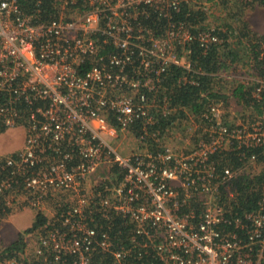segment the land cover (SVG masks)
I'll list each match as a JSON object with an SVG mask.
<instances>
[{
    "label": "built area",
    "instance_id": "built-area-1",
    "mask_svg": "<svg viewBox=\"0 0 264 264\" xmlns=\"http://www.w3.org/2000/svg\"><path fill=\"white\" fill-rule=\"evenodd\" d=\"M77 1L58 0L61 17L40 20L43 0L34 1V13L21 0H0V123L25 128L22 148L0 154L2 166L12 168L0 192L8 191L7 205L17 208L23 185V201L36 212L46 211L51 195H67L54 227L36 239L39 264H67V255L73 264H89L96 246L113 253L107 264H128L130 249L115 248L108 231L98 234L90 225L94 212L127 218L133 244L152 247L156 264H264V196L256 209L231 216L220 187L233 196L228 186L235 173L227 168L220 176L209 164L210 153L233 144L264 149V121L228 123L214 102L200 119L189 117L186 130L198 138L185 140L181 150L149 134L163 73L171 66L191 71L194 41L205 50L219 42L215 26L196 34L185 21H172L190 0H81L88 8L66 17V6ZM215 3L216 16L223 9ZM201 4L209 14V1ZM150 9L170 20L162 35L150 23ZM259 60L257 71L247 63L252 69L241 82L262 102L264 42ZM160 100L165 113L166 99ZM147 135L162 149L151 151ZM128 136L139 150L122 155L112 142ZM0 264L24 261L9 257Z\"/></svg>",
    "mask_w": 264,
    "mask_h": 264
},
{
    "label": "trees",
    "instance_id": "trees-1",
    "mask_svg": "<svg viewBox=\"0 0 264 264\" xmlns=\"http://www.w3.org/2000/svg\"><path fill=\"white\" fill-rule=\"evenodd\" d=\"M35 0H21L22 6L27 12L34 13L37 11ZM209 1L211 6L216 5L215 0H190V2H182L181 11L172 13V21L182 20L192 29L193 32L199 34L203 30H211L212 23H208V10L201 3ZM223 9L220 15H216L214 21V34L219 36V42L210 43L205 50L197 38L192 45L190 55L192 61V70L189 71L180 66H171L167 72L163 73L162 86L157 90V103L159 107L154 108L156 120L154 125H149V134L157 132L158 136L164 138L174 126H186L190 116L200 119L201 112L208 103H214L222 98H233L244 108L243 118L245 120L262 119L264 121V101L260 102L253 96V86L245 85L241 81H237L230 87V95L220 92L219 86L223 84V74L229 71L237 63L254 62L256 71L260 67V47L264 42V34L253 31L248 22L243 17L247 8L252 7L256 3L264 6V0L253 2H229L228 0H219ZM84 1L69 3L65 8V16L71 17L81 12V8L85 9ZM212 8V7H211ZM210 8V9H211ZM209 9V10H210ZM60 3L58 0H43L40 10V20H50L52 18H60ZM155 32L159 35L163 33L165 28L170 24L167 16H159L154 9L149 10ZM216 23V24H215ZM260 62V63H259ZM260 73H263L261 70ZM239 82V83H238ZM165 98L167 104L166 112H161L162 101ZM164 101V100H163ZM6 127L0 123V132ZM140 125L136 126L134 135L140 136ZM196 134H198L196 132ZM194 142L198 137L191 135ZM148 144L151 151H158L160 144L156 143L151 137L148 138ZM255 155L254 162L251 161L252 155ZM209 164L215 167V173L223 175L225 169H231L235 173V177L229 182V188L233 191V196L226 194V186L221 185L222 195L220 203L224 204L230 210L231 216L242 215L245 211L257 208L259 200L264 196V149L262 147L253 150H244L237 148V144L222 148L209 154ZM116 169V167L114 168ZM10 167H3L0 162V183L11 176ZM20 179V178H19ZM22 182V179H20ZM20 192H26L23 185L19 186ZM8 191L0 192V226L2 222L16 209L23 208L28 203L22 202L17 208L9 207L6 203ZM62 195V196H61ZM53 201L56 202L57 215L60 216V209L66 206V194L51 195ZM198 210L199 204L194 205ZM60 210V211H59ZM186 210V209H185ZM55 220V218H54ZM53 218L48 219L44 212H36L32 225L19 233L17 238L10 244L4 245L0 243V262L9 257H17L24 261V264H39L41 258L34 254V250L30 248L32 240L37 239L40 234L54 227ZM90 225L96 228L98 234L108 231L115 244V248L125 246L130 249L127 255L128 264H153L158 263L159 258L155 255L152 247L144 248L141 245H134L132 242V234L134 227L129 223L127 218L112 215L109 218L102 216L99 212H94V220L90 221ZM55 227L62 228V224H55ZM147 249V250H146ZM145 251H148L146 253ZM139 252L142 257H139ZM65 263L73 264L74 257L66 256ZM114 260L111 251H103L100 246L90 256L89 264H107Z\"/></svg>",
    "mask_w": 264,
    "mask_h": 264
},
{
    "label": "rangeland",
    "instance_id": "rangeland-1",
    "mask_svg": "<svg viewBox=\"0 0 264 264\" xmlns=\"http://www.w3.org/2000/svg\"><path fill=\"white\" fill-rule=\"evenodd\" d=\"M210 14L209 15V22L214 25V21L216 20V16L214 15L217 11L215 10V6H211ZM214 15V17H213ZM245 20L248 22L249 27L260 34H264V6L259 5L256 3L252 7H249L246 9L245 14L243 16ZM218 22V20H216ZM216 24V23H215ZM217 25V24H216ZM215 25V26H216ZM244 62L237 63L236 67H232L229 71L223 74L224 79L222 80L223 84L219 86L220 92L226 94L229 96L230 94V87H232L233 84H235L237 81H241V79L249 77V73L252 68H249L248 64ZM239 83V82H238ZM220 102L222 105H220V110L222 114V120L227 121L228 123H236L243 120V114H244V108L240 103L236 102L233 98H222L221 100L217 101ZM191 124L193 123L192 120L189 118ZM248 121V119H247ZM250 121V120H249ZM18 132L16 135L19 137V142L21 144V141L24 139L23 145L25 143V128L22 125H18L15 127H7L3 131L0 132V146L2 150L6 149L7 147H11V144L13 143V132ZM191 133L186 130V126L179 127L174 126L172 130H170L167 134H165L163 141L166 143H169L175 147V150H181L182 146L187 139H191ZM197 134L195 133V136ZM191 141V140H189ZM113 146L117 149L119 153L122 155H126L131 150L136 149L139 145V142L135 139L130 138L128 136L127 138H123V141L121 139L114 140L112 142ZM22 146V145H21ZM18 147H20L18 145ZM22 148V147H21ZM139 150V148H137ZM19 150V149H18ZM15 150L14 152H16ZM11 152V153H14ZM17 196L18 204L21 205L23 200L26 197V194L24 192H19V195ZM62 196V195H61ZM16 204L15 206H17ZM18 205V206H19ZM46 211L44 212L48 219L56 218L57 209H56V202L51 199H47L46 203ZM25 207H29L28 205H25ZM31 208V207H30ZM34 211V212H33ZM22 210L21 208L13 211L9 216L12 215L13 222L10 223V221L4 220L0 226V236H5V240L0 237V243L4 245L10 244L9 241L16 236V229H20L19 233H22L25 231L24 228L28 227L33 224L36 214L35 210ZM8 216V217H9ZM8 219V218H7ZM13 226H16V228ZM18 235V234H17ZM15 240V239H12ZM12 242V241H11ZM36 246V239L32 240V243L30 245V248L34 250Z\"/></svg>",
    "mask_w": 264,
    "mask_h": 264
},
{
    "label": "crops",
    "instance_id": "crops-1",
    "mask_svg": "<svg viewBox=\"0 0 264 264\" xmlns=\"http://www.w3.org/2000/svg\"><path fill=\"white\" fill-rule=\"evenodd\" d=\"M14 133V137H13V143L14 144H11L10 146L11 147H7L6 149H4V150H2V149H0V154H9V153H11V152H14L15 150H18V149H20L22 146H23V142H24V139L21 141V144H20V142H19V137H17V133L18 132H13ZM18 145L20 146V147H18ZM22 145V146H21ZM0 148H1V146H0ZM26 209H30V210H32L33 211V209L32 208H30V207H23L22 208V210H26ZM34 212V211H33ZM34 216H35V213H34ZM8 218V219H7ZM5 220L8 222V221H10V223H12L13 221V217H12V215L11 216H9V217H7ZM2 223H4V222H2ZM16 228V226H13V228ZM28 227H29V223H28ZM28 227H26V228H28ZM26 228H24V229H26ZM16 231V236L15 237H13L12 239H16L17 238V234H19V232H20V229H16L15 230ZM2 239H4L5 240V236H0ZM10 240L9 241V243H11V241H13V240Z\"/></svg>",
    "mask_w": 264,
    "mask_h": 264
}]
</instances>
